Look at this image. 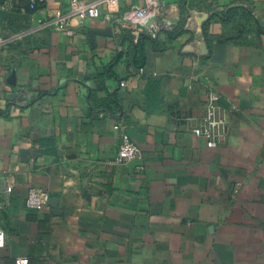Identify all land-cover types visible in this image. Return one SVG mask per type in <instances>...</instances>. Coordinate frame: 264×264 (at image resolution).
Segmentation results:
<instances>
[{
	"label": "crops",
	"instance_id": "crops-1",
	"mask_svg": "<svg viewBox=\"0 0 264 264\" xmlns=\"http://www.w3.org/2000/svg\"><path fill=\"white\" fill-rule=\"evenodd\" d=\"M69 1L0 48V264H264V0H119L50 24ZM208 92L228 111L215 148L192 133ZM122 133L140 160L115 162Z\"/></svg>",
	"mask_w": 264,
	"mask_h": 264
},
{
	"label": "built area",
	"instance_id": "built-area-1",
	"mask_svg": "<svg viewBox=\"0 0 264 264\" xmlns=\"http://www.w3.org/2000/svg\"><path fill=\"white\" fill-rule=\"evenodd\" d=\"M16 4L20 5V9L26 12H35L41 9L48 1L59 0H15ZM119 0H70L69 11L63 17H57L50 22V24L60 25L61 22L66 21L73 16H85L89 18L97 17L100 14V8L105 7L108 15L118 13ZM146 10L142 9L135 12L134 17L143 18L146 14ZM123 18H126L123 16ZM19 36L12 37L10 40L18 39ZM7 40L0 37V47L8 44ZM139 73H143V69L138 70ZM126 83L121 82L120 88H125ZM220 96L214 92H208L204 99L205 111L199 124L192 129V133L203 140H205L207 148H215L221 143L223 138L227 134L228 111L222 107L219 103ZM115 130H119L120 126H114ZM142 154L138 147L129 139V137L122 133L121 143L118 146L116 153V163L127 164L134 160H140ZM11 191L10 188L6 190V193ZM49 199V194L46 191L30 188L27 192L25 199V208L39 210L43 208ZM7 201L0 199V248L5 246L6 231L1 222V214L6 209ZM12 264H29V260L26 257L15 258Z\"/></svg>",
	"mask_w": 264,
	"mask_h": 264
},
{
	"label": "rangeland",
	"instance_id": "rangeland-1",
	"mask_svg": "<svg viewBox=\"0 0 264 264\" xmlns=\"http://www.w3.org/2000/svg\"><path fill=\"white\" fill-rule=\"evenodd\" d=\"M29 27L28 13L22 11L15 0H0V37L7 40L9 46L17 40H10L12 37L20 36Z\"/></svg>",
	"mask_w": 264,
	"mask_h": 264
},
{
	"label": "trees",
	"instance_id": "trees-1",
	"mask_svg": "<svg viewBox=\"0 0 264 264\" xmlns=\"http://www.w3.org/2000/svg\"><path fill=\"white\" fill-rule=\"evenodd\" d=\"M28 14L30 12H27ZM128 46L131 47L129 54V64L138 71L139 69H143L146 64V56H145V46L152 44L153 39L146 34H140L138 37V41H133L132 38L127 37Z\"/></svg>",
	"mask_w": 264,
	"mask_h": 264
}]
</instances>
